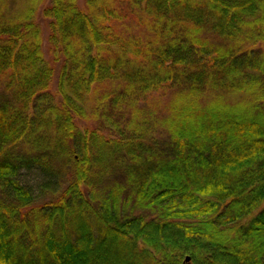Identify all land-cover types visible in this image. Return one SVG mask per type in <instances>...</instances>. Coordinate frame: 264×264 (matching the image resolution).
<instances>
[{"label":"trees","instance_id":"1","mask_svg":"<svg viewBox=\"0 0 264 264\" xmlns=\"http://www.w3.org/2000/svg\"><path fill=\"white\" fill-rule=\"evenodd\" d=\"M47 1L0 0V264H264V0H49L50 59Z\"/></svg>","mask_w":264,"mask_h":264},{"label":"rangeland","instance_id":"2","mask_svg":"<svg viewBox=\"0 0 264 264\" xmlns=\"http://www.w3.org/2000/svg\"><path fill=\"white\" fill-rule=\"evenodd\" d=\"M22 1V0H21ZM49 2V0L45 3H43L41 5V7L39 8L38 10V13H37V17H38V24L42 30V38H44V41H43V49H44V52H45V58L46 59H50V56L52 55L50 50L48 49L49 48V43H48V34H49V27H48V21L46 20V18L43 17L42 15V9L45 7V5H47ZM127 26H128V30L131 32V34H133L134 36H141V38H144L147 36V33L149 32L148 31V25L142 23V21L137 17V16H131L128 21L126 22ZM165 100V98H162L161 99V102H163ZM155 112L158 113V109L157 107L155 106ZM88 113H90V119H87L86 121L88 122H92L94 125H101L102 127H104L103 123L100 122V120L102 121L103 118H99V121L95 120L94 118L97 117V115H94L92 112H91V109L90 107L88 109H86ZM20 150H30L32 149V147H29L27 145H21ZM38 149V148H37ZM39 150V149H38ZM36 165V164H35ZM38 166V165H37ZM51 166L53 167V163H51ZM38 168L35 167V170L34 171H28L26 169H24L22 172H21V175H20V178L19 180H21V183L24 185V186H27L29 187L35 194L38 192V187L39 185L42 183V175L41 173L38 172L37 170ZM106 180V179H105ZM100 181L99 184L96 185L97 187V190L100 189V188H107V184H110L111 180L109 181ZM43 181H46L45 179H43ZM133 209L134 208V211L136 212H144L141 208H139L135 203H134V200L133 201H130L129 203V206H126L125 210H128L130 211V209Z\"/></svg>","mask_w":264,"mask_h":264},{"label":"water","instance_id":"3","mask_svg":"<svg viewBox=\"0 0 264 264\" xmlns=\"http://www.w3.org/2000/svg\"><path fill=\"white\" fill-rule=\"evenodd\" d=\"M185 264H191L189 256L185 257Z\"/></svg>","mask_w":264,"mask_h":264}]
</instances>
